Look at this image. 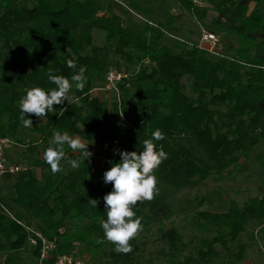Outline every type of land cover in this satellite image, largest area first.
Returning <instances> with one entry per match:
<instances>
[{"label":"trees","instance_id":"trees-1","mask_svg":"<svg viewBox=\"0 0 264 264\" xmlns=\"http://www.w3.org/2000/svg\"><path fill=\"white\" fill-rule=\"evenodd\" d=\"M131 1L142 5L144 14L160 2ZM173 2L209 31L234 34L239 42L234 54L215 58L198 45L161 44L164 27L175 31L173 14L162 24L147 21L133 27L112 10V0H0V136L20 142L25 131L36 133L40 145L28 144L26 150L35 154L39 146L43 151L49 146L54 130L67 131L86 142L98 139L105 153L102 166L85 160L73 169L68 159L78 154L66 147L63 171L56 174L36 156L32 164L42 170V182L27 167L0 178L14 180V194L8 201L0 197V254H5L0 264H13V255L28 248L26 227L54 243L50 262L83 244L93 251L107 247L106 264H135L140 250L136 238L130 241L133 250L128 254L117 253L107 241L98 243L103 238L100 222L107 218L103 197L112 190L103 174L111 167L109 161H120L116 150L141 151L143 140L157 128L165 135L155 142L168 154L155 173L160 194L134 207L145 228L147 220L172 214L160 184L175 191L194 187L248 157L264 139V0H209L216 15L207 24L203 21L207 9L191 0ZM94 29L104 32L100 46L93 45ZM113 57L122 60L126 73L128 66L136 69L119 84V96L108 105L90 92L113 68ZM68 59L77 70L86 66L84 90L73 88L70 104L54 105L55 111L32 129L23 127L19 99L26 89L55 87L48 80L49 69L70 78L74 70L67 66ZM25 115L29 119L30 114ZM117 118L129 128L119 129ZM259 167L260 194L242 205L230 201L224 212H196L195 226L213 227L216 235L195 248L193 263L210 264L218 255L216 245L226 250V243L236 239L248 221H264V158ZM89 199L99 201L97 208ZM69 228L76 233L70 234ZM161 238L171 247L182 239L174 227ZM40 245L38 239L31 246L37 259Z\"/></svg>","mask_w":264,"mask_h":264},{"label":"rangeland","instance_id":"rangeland-1","mask_svg":"<svg viewBox=\"0 0 264 264\" xmlns=\"http://www.w3.org/2000/svg\"><path fill=\"white\" fill-rule=\"evenodd\" d=\"M252 5H250V8ZM205 6H207L205 8L207 10L203 21L207 24L216 13L212 10L209 0ZM112 10L119 14L127 25L133 27L147 21L154 25L162 24L170 14H173L177 19L172 21L171 24L176 32L168 31V27H164L165 33L160 40L161 44L174 46L178 42L182 46L183 44L186 46L198 45L212 53V57L215 58L220 57V53L223 56H231L234 54L235 48L239 46L238 39L234 34L209 31L202 21L178 9L173 0H160L158 5H155L147 14L143 13L142 5L131 0H112ZM204 33L215 35L216 44L212 45L202 40ZM92 35L93 45L100 46L104 43V32L102 30L94 29ZM113 62V68L123 71L122 60L113 57ZM134 69H136L134 66H128L127 73L132 72ZM103 82V78L98 80L90 93L92 96L106 101L109 105L119 96L120 83L116 86V89L105 91L102 89ZM71 96L74 99L73 91ZM29 119L33 121L32 128L36 122L42 121L34 114L30 115ZM114 122L119 129L129 128L128 124L121 118L115 119ZM86 143H89L88 151L93 153L88 161L96 167L102 166L105 153L101 142L94 139ZM28 144L30 146L31 144L40 145L36 133L25 131L20 142L13 138L9 139V142L4 146L6 158L9 163L18 164L20 168H30L38 181L42 182V170L33 166L32 162L36 156L42 158L43 150L39 146L35 154H29L26 151ZM262 158H264V139L252 149L248 157H241L236 165L212 173L207 179L200 181L194 187L179 188L175 191L167 185L160 184L167 196L172 214L164 218L147 220L148 224L136 237L140 250L135 254V264H195L193 263L196 256L195 248L200 245L203 239H209L216 235L213 227L199 228L195 226L193 220L196 212H224L228 209L230 201L242 205L249 197L260 194L262 177L259 159ZM13 181V176L0 179V197L4 201H8L9 196L14 194L11 187ZM66 226H69V224ZM172 227L177 229L182 237L181 241L173 247L161 238L163 232ZM69 229L70 234L76 233L75 228ZM226 247L228 248L224 250L219 245L215 246L218 255L209 261L210 264H264V221H248L244 231L233 241H228ZM107 250V247L104 246L100 250L93 251L83 244H77L70 252L81 258L85 264H106L105 252ZM13 258V264L37 263V258L32 255L31 245H28V248L19 250L13 255ZM4 259L5 254L1 253L0 263L4 262Z\"/></svg>","mask_w":264,"mask_h":264},{"label":"clouds","instance_id":"clouds-1","mask_svg":"<svg viewBox=\"0 0 264 264\" xmlns=\"http://www.w3.org/2000/svg\"><path fill=\"white\" fill-rule=\"evenodd\" d=\"M66 63L74 70L70 78L56 75L54 74L56 70L49 69L48 80L55 87L47 91L41 87L25 90L26 94L18 101L19 120L23 127L32 128L33 124L25 114H34L42 120L55 111L54 105H61L65 101L70 104L73 88L84 90L87 83L86 66H80L77 70V64L72 59H68ZM62 110L64 114V109ZM164 139V133L157 128L151 133L150 139L143 140L141 151L116 150L120 161L115 163L109 161L111 167L103 174L104 183H111L112 190L103 197L107 218L100 222L103 238L98 240V243L105 241L111 243L117 253H130L133 250L130 241L143 231L142 217L137 216L134 207L138 202H151L160 194L159 181L155 173L168 158V154L163 145L158 147L155 142ZM48 143L49 146L43 151L42 158L50 166L52 174L63 171L61 161L66 158V147L78 154L77 158L68 159V164L73 169H78L81 162H85L93 155L88 151L89 143L81 136H73L67 131L62 133L54 130ZM88 203L97 208L99 201L89 199Z\"/></svg>","mask_w":264,"mask_h":264},{"label":"built area","instance_id":"built-area-1","mask_svg":"<svg viewBox=\"0 0 264 264\" xmlns=\"http://www.w3.org/2000/svg\"><path fill=\"white\" fill-rule=\"evenodd\" d=\"M192 4L197 7L205 6L208 0H191ZM202 40L216 44L215 35L211 33H204ZM128 78V73L125 71L117 70L116 68H109L104 75V82L102 89L105 91H111L116 89L119 83L124 79ZM9 142L8 138L0 136V178L5 174H14L24 168H20L17 165L9 163L5 155L4 146ZM29 234L28 242L29 245L34 246L36 241H41L40 254L36 264H85L84 261L73 253L60 254L53 261H49L51 258L50 250L54 248V243L47 241L39 231L34 230L30 227H26Z\"/></svg>","mask_w":264,"mask_h":264},{"label":"crops","instance_id":"crops-1","mask_svg":"<svg viewBox=\"0 0 264 264\" xmlns=\"http://www.w3.org/2000/svg\"><path fill=\"white\" fill-rule=\"evenodd\" d=\"M209 4H210V2H209ZM208 6V5H207ZM207 6H205V7H203V8H207ZM171 32H173V31H171Z\"/></svg>","mask_w":264,"mask_h":264}]
</instances>
